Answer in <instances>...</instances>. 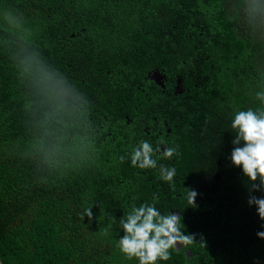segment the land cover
Instances as JSON below:
<instances>
[{
  "label": "trees",
  "instance_id": "obj_1",
  "mask_svg": "<svg viewBox=\"0 0 264 264\" xmlns=\"http://www.w3.org/2000/svg\"><path fill=\"white\" fill-rule=\"evenodd\" d=\"M257 4L264 0H0L3 264H138L116 247L119 220L154 195L162 212L178 208L197 241L160 264H264V220L248 204L264 191L250 193L229 158L231 113L258 106L264 91ZM156 68L166 88L175 74L186 88L146 108L177 124L170 146L180 155L163 163L177 170L174 190L158 168L140 179L130 159L119 161L133 134L112 115H130V97L162 88L146 78ZM215 172L222 179L199 190ZM92 204L94 219H81Z\"/></svg>",
  "mask_w": 264,
  "mask_h": 264
},
{
  "label": "clouds",
  "instance_id": "obj_2",
  "mask_svg": "<svg viewBox=\"0 0 264 264\" xmlns=\"http://www.w3.org/2000/svg\"><path fill=\"white\" fill-rule=\"evenodd\" d=\"M253 13H264V5H254ZM6 20L13 18L6 15ZM255 99L259 102L256 107L236 108L231 113L230 129L234 134L231 140L233 145L230 152L232 166L241 169L247 177L249 192L264 191V91L257 92ZM179 145L169 146L166 140H158L155 146L150 140L141 139L136 143L128 156H120L119 161L124 163L130 159L132 167L140 170L159 169V177L175 189L177 170L174 166L158 163L159 160H172L180 155ZM259 180V183L257 181ZM189 205L197 206L196 197L199 193L188 187L184 194ZM159 197L154 195L151 202L145 201L138 206L133 204L126 215L119 220L123 235L117 240L116 247L127 260L138 261V264H160L172 259L173 252H179L181 247L188 248L195 240V234H185V223L180 213L171 210L162 212L157 204ZM248 204L256 205V211L261 220H264V196L250 195ZM84 208L80 213L81 219L85 216L89 221L94 219L92 207ZM109 224L104 229V235H109ZM261 227H264L262 225ZM264 239V231L256 233ZM201 246L206 242L201 239Z\"/></svg>",
  "mask_w": 264,
  "mask_h": 264
},
{
  "label": "flooded vegetation",
  "instance_id": "obj_3",
  "mask_svg": "<svg viewBox=\"0 0 264 264\" xmlns=\"http://www.w3.org/2000/svg\"><path fill=\"white\" fill-rule=\"evenodd\" d=\"M157 69V68H156ZM155 70V69H154ZM160 71V70H159ZM177 74H175V77L177 78ZM165 80H164V87L160 88L159 90H156L157 88L155 87H151L150 83L149 86L154 89L153 93H148L146 92L145 95L143 96H132L129 99H131V101L126 105V108L130 110V115L129 114H125L124 113V109H119V111L116 114H112L113 116H123L124 119H126V123L128 125H130L131 127V134H133L132 139L133 141L131 142V149L132 147L138 143L139 140L141 139H147L150 140L153 145L155 146V143L158 140H166L170 146V142L172 141V139H174L173 136V131L174 129L177 128V124H173L170 125V122L168 120V116L164 115L162 116V118H160L159 116L155 115L152 111L149 112L146 110L147 109H154V102H163L166 99H169L171 94H174V88H175V81L176 78H174V81L171 83L169 89L166 88V86L168 85V77L165 74ZM147 78V77H146ZM149 82L151 80L147 79ZM183 81V80H182ZM181 81V85L183 88V92L186 89L185 86H183ZM153 82V81H151ZM153 84L155 86H159L157 85L155 82H153ZM161 87V86H159ZM164 88V89H163ZM182 94V93H181ZM180 95V94H177ZM154 98H157L156 101H154ZM180 122V121H179ZM181 124V122H180ZM158 162H162V164L164 162H168L165 159H161ZM220 164V162H218ZM137 172H141V174H138V178L142 179L145 171L144 170H140L137 169ZM227 174L229 176L228 179L232 180L234 178H237L238 176H234V175H230L229 171L227 172ZM212 177H215L216 181L222 179L221 176H219V172H215L214 175H211V178L209 179V181H202V185L199 187V190H203V189H210L211 187L215 186L213 182H211L213 179ZM155 179V178H154ZM214 188V187H213ZM166 193V191H164ZM203 196V195H201ZM169 210H171L174 213H180V211L178 210V208H170ZM192 215H196L195 212L192 213Z\"/></svg>",
  "mask_w": 264,
  "mask_h": 264
},
{
  "label": "water",
  "instance_id": "obj_4",
  "mask_svg": "<svg viewBox=\"0 0 264 264\" xmlns=\"http://www.w3.org/2000/svg\"><path fill=\"white\" fill-rule=\"evenodd\" d=\"M73 36V34H72ZM147 79L155 82L157 85L164 87V80H165V74L160 72L158 69L152 70L147 73ZM175 88H174V94H181L183 92V88L181 85V77L177 76L176 81H175ZM0 264H3V262L0 259Z\"/></svg>",
  "mask_w": 264,
  "mask_h": 264
}]
</instances>
